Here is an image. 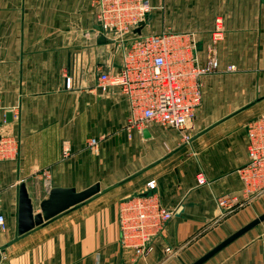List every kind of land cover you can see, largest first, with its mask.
Segmentation results:
<instances>
[{
	"label": "crops",
	"instance_id": "0c3cea01",
	"mask_svg": "<svg viewBox=\"0 0 264 264\" xmlns=\"http://www.w3.org/2000/svg\"><path fill=\"white\" fill-rule=\"evenodd\" d=\"M149 1L142 35H191L203 62L211 50L219 62L201 78L202 103L183 131L130 126L126 98L99 87L123 57L113 35L98 42L97 0H0V137L16 147L0 161V264H191L264 213V195L223 215L217 202L241 195L246 126L264 116V2ZM151 179L176 214L138 258L121 244L120 204ZM22 185L35 214L53 188L99 193L21 235ZM204 264H264V222Z\"/></svg>",
	"mask_w": 264,
	"mask_h": 264
},
{
	"label": "built area",
	"instance_id": "2783aa9c",
	"mask_svg": "<svg viewBox=\"0 0 264 264\" xmlns=\"http://www.w3.org/2000/svg\"><path fill=\"white\" fill-rule=\"evenodd\" d=\"M150 10L148 0H97V22L107 36H114L123 57L118 71L100 74L99 87L104 91L114 88L126 98L130 126L142 130L155 124L183 131L202 103L201 78L217 72L219 62L213 50L203 62L191 35L169 31L138 35L135 31L146 21ZM64 76L67 88H71L74 73L67 68ZM246 131L248 161L239 169L241 195L219 197L221 215L232 211L245 197L264 195V116L247 123ZM87 145L97 151L99 139L90 138ZM15 153L14 140L1 136L0 161ZM197 181L201 185L207 182L203 173L197 175ZM156 188L157 181L151 179L142 193L120 204L121 244L138 258L147 256L153 241L176 214L161 204ZM6 228L5 217L0 214V229Z\"/></svg>",
	"mask_w": 264,
	"mask_h": 264
},
{
	"label": "water",
	"instance_id": "95a60500",
	"mask_svg": "<svg viewBox=\"0 0 264 264\" xmlns=\"http://www.w3.org/2000/svg\"><path fill=\"white\" fill-rule=\"evenodd\" d=\"M264 2V0H262ZM145 22L141 23L136 29L138 35L142 34V30ZM96 30L99 32L98 42H106V34L101 25H96ZM7 120L10 121L12 118V113H7ZM146 137L149 136L147 129L143 131ZM99 193V187L94 185L84 191H76L72 188H53L49 192V198L40 204V208L43 213L35 214L33 212V204L28 196L27 190L24 185L20 188V198H19V210H18V231L19 234H25L37 226L42 225L46 220H49L72 207H75L81 203H84L91 199L93 196ZM264 222V213L254 218L240 229L235 231L233 234L222 240L215 247L210 249L208 252L203 254L197 260L191 264H204L211 258L219 254L229 245L234 243L243 235L247 234L257 226Z\"/></svg>",
	"mask_w": 264,
	"mask_h": 264
},
{
	"label": "rangeland",
	"instance_id": "374dc122",
	"mask_svg": "<svg viewBox=\"0 0 264 264\" xmlns=\"http://www.w3.org/2000/svg\"><path fill=\"white\" fill-rule=\"evenodd\" d=\"M149 1V0H148ZM149 3H150V1H149ZM150 6H151V9H152V5H151V3H150ZM151 11V10H150Z\"/></svg>",
	"mask_w": 264,
	"mask_h": 264
}]
</instances>
